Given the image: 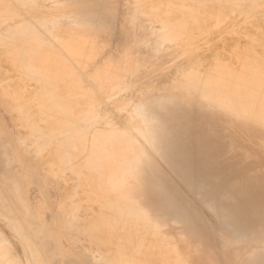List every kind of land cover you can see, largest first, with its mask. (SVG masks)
I'll use <instances>...</instances> for the list:
<instances>
[{
	"label": "bare ground",
	"instance_id": "bare-ground-1",
	"mask_svg": "<svg viewBox=\"0 0 264 264\" xmlns=\"http://www.w3.org/2000/svg\"><path fill=\"white\" fill-rule=\"evenodd\" d=\"M106 27L122 38L99 91L59 86ZM0 224L35 264H264V0H0Z\"/></svg>",
	"mask_w": 264,
	"mask_h": 264
},
{
	"label": "rangeland",
	"instance_id": "rangeland-1",
	"mask_svg": "<svg viewBox=\"0 0 264 264\" xmlns=\"http://www.w3.org/2000/svg\"><path fill=\"white\" fill-rule=\"evenodd\" d=\"M17 1V0H15ZM261 6V5H260ZM260 6H257V10H259ZM14 10L18 14H23V9L21 6L17 3L13 6ZM253 17L257 18L258 14H253ZM123 20L122 12H119V16L117 18L118 25ZM121 35L113 30L112 27H106L105 29H100L92 38L93 44H95L97 50L95 52H91L87 55L86 61L84 64H81L77 60H72L69 57L70 60V66H68L65 70H57L56 75L52 76L53 80L57 81L58 85L61 86L64 83V80L67 76H70L74 79H79L83 81L84 85L87 87L89 92H98V81L96 78L92 76L93 73L97 71V69L103 64V62L111 57L115 50L117 45L121 42ZM52 44L56 48H61L63 52H65L67 47L64 45V43L52 39ZM88 50V49H86ZM28 64V60L24 59L23 61V67ZM68 69V70H67ZM37 86H34V88H37ZM99 104L101 106L109 108L111 114L117 118V120L120 122V124L124 127L129 126V120L127 116L121 112H119L109 101L108 98L105 96H99L98 97ZM209 130L211 132H216V127L207 125ZM129 135L132 138V141L134 145H137L139 142H141L138 135L135 133L133 129H129ZM142 173V170L141 172ZM240 170H234V169H227L223 172L222 178L224 180V183H230L231 181L239 178L241 176ZM115 178H111V182L115 183ZM174 182L177 184V193L178 197L180 198L189 206L192 208L197 209L200 214L201 218L204 221V223L208 226L210 231L218 235V232L222 230L221 225L219 224V221L217 219V216L215 212H213L207 205H205L195 194L194 192L189 188L188 185H186L185 182L180 180L177 176H173ZM135 187V185L130 186ZM130 190V189H129ZM219 189L216 191H212L215 196L218 195L220 192ZM126 197L128 198V194L125 193ZM84 198V199H82ZM78 199V200H76ZM109 199V198H108ZM126 199V198H124ZM100 210H105L110 207L109 201L101 200L100 197H92L89 196H82L74 197L72 201V205L75 207H78L79 210L83 211L86 210L85 205L87 204H93ZM85 204V205H84ZM100 204H102L100 206ZM139 208H143L144 205L142 202H139L137 205ZM8 232V233H7ZM14 240L18 241V233L15 231H10L8 228L2 226L0 224V264H35L29 254V252L24 249V247L19 245V243L14 242ZM17 245H16V244ZM71 264V263H66Z\"/></svg>",
	"mask_w": 264,
	"mask_h": 264
}]
</instances>
